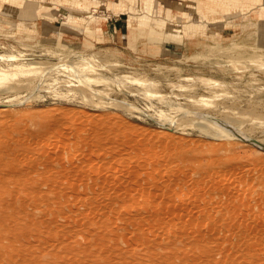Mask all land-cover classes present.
Returning <instances> with one entry per match:
<instances>
[{
  "label": "rangeland",
  "instance_id": "1",
  "mask_svg": "<svg viewBox=\"0 0 264 264\" xmlns=\"http://www.w3.org/2000/svg\"><path fill=\"white\" fill-rule=\"evenodd\" d=\"M239 136L264 147V2L0 0V264H264Z\"/></svg>",
  "mask_w": 264,
  "mask_h": 264
},
{
  "label": "bare ground",
  "instance_id": "2",
  "mask_svg": "<svg viewBox=\"0 0 264 264\" xmlns=\"http://www.w3.org/2000/svg\"><path fill=\"white\" fill-rule=\"evenodd\" d=\"M72 1H73V0H72ZM80 10H81V11H88V10H85L84 8H80ZM88 12H89V11H88ZM91 13H92V11H91ZM89 15H90V14H89ZM86 16H87V15H86ZM245 20L248 21L249 19H248V18H245ZM18 104H19V103H18ZM203 117H204V116H203ZM217 119H218V118H217ZM220 120H221V119H220ZM224 121H225V120H224ZM224 121H223V122H224ZM225 122H227V121H225ZM225 122H224V123H225ZM201 124H202V123H201ZM205 124H207V123H205ZM229 124H230V126H233V129L235 128L234 125H232L230 122H229ZM171 125H172V124H171ZM180 125H181V124H180ZM200 126H201V125H200ZM209 126H210V125H209ZM201 127H202V126H201ZM212 127H214V124H213ZM216 127H217V126H216ZM223 127H224V126H223ZM225 128H226V127H225ZM235 129L238 130V128H235ZM233 132H235V130H233ZM227 134H228V133H227ZM228 135H229V134H228ZM236 136H237V135H236ZM251 140H252V139H251ZM256 143H257V142H256ZM257 144H259V143H257ZM259 145H260V144H259ZM73 158H74V157H73ZM71 159H72V158H71ZM185 202H186V201H185ZM178 204H179V203H178Z\"/></svg>",
  "mask_w": 264,
  "mask_h": 264
},
{
  "label": "water",
  "instance_id": "3",
  "mask_svg": "<svg viewBox=\"0 0 264 264\" xmlns=\"http://www.w3.org/2000/svg\"><path fill=\"white\" fill-rule=\"evenodd\" d=\"M239 138L241 139V140H243V141H246V142H248V143H252V144H254V145H256L257 147H259L260 149H262L263 151H264V147L263 146H260L259 144H257L256 142H254L253 140H251V139H249V138H244V137H240L239 136Z\"/></svg>",
  "mask_w": 264,
  "mask_h": 264
},
{
  "label": "crops",
  "instance_id": "4",
  "mask_svg": "<svg viewBox=\"0 0 264 264\" xmlns=\"http://www.w3.org/2000/svg\"><path fill=\"white\" fill-rule=\"evenodd\" d=\"M257 1H259V2H264V0H257ZM259 4V3H258ZM257 5V4H256ZM163 8H166V9H169V7H166V6H164ZM134 17H132V19H133ZM159 21H161V20H159ZM158 22V21H157Z\"/></svg>",
  "mask_w": 264,
  "mask_h": 264
}]
</instances>
